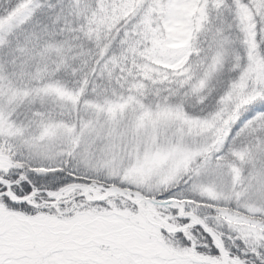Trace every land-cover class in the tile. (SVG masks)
Returning <instances> with one entry per match:
<instances>
[{"label":"snow or ice","instance_id":"obj_1","mask_svg":"<svg viewBox=\"0 0 264 264\" xmlns=\"http://www.w3.org/2000/svg\"><path fill=\"white\" fill-rule=\"evenodd\" d=\"M0 264H264V0H0Z\"/></svg>","mask_w":264,"mask_h":264}]
</instances>
